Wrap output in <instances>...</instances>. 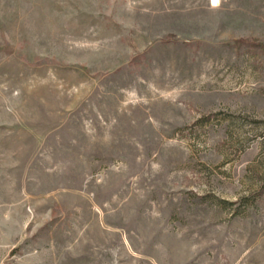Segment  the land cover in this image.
<instances>
[{
  "label": "rangeland",
  "instance_id": "rangeland-1",
  "mask_svg": "<svg viewBox=\"0 0 264 264\" xmlns=\"http://www.w3.org/2000/svg\"><path fill=\"white\" fill-rule=\"evenodd\" d=\"M0 264H264V0H0Z\"/></svg>",
  "mask_w": 264,
  "mask_h": 264
},
{
  "label": "snow or ice",
  "instance_id": "snow-or-ice-1",
  "mask_svg": "<svg viewBox=\"0 0 264 264\" xmlns=\"http://www.w3.org/2000/svg\"><path fill=\"white\" fill-rule=\"evenodd\" d=\"M213 2L215 3V2H217V0H213Z\"/></svg>",
  "mask_w": 264,
  "mask_h": 264
},
{
  "label": "bare ground",
  "instance_id": "bare-ground-1",
  "mask_svg": "<svg viewBox=\"0 0 264 264\" xmlns=\"http://www.w3.org/2000/svg\"><path fill=\"white\" fill-rule=\"evenodd\" d=\"M217 2H218V0H217ZM217 2H215V3H217Z\"/></svg>",
  "mask_w": 264,
  "mask_h": 264
}]
</instances>
